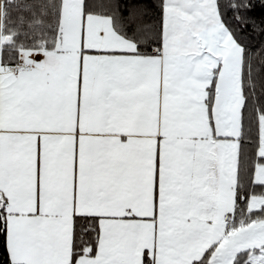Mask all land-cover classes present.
<instances>
[{"label": "snow or ice", "instance_id": "1", "mask_svg": "<svg viewBox=\"0 0 264 264\" xmlns=\"http://www.w3.org/2000/svg\"><path fill=\"white\" fill-rule=\"evenodd\" d=\"M0 264H264V0H0Z\"/></svg>", "mask_w": 264, "mask_h": 264}]
</instances>
